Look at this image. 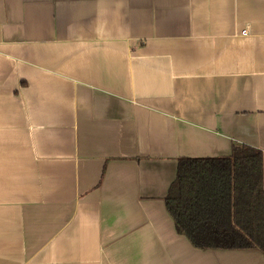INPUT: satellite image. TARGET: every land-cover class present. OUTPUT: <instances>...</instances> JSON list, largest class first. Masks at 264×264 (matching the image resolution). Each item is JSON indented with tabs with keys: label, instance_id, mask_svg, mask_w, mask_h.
Wrapping results in <instances>:
<instances>
[{
	"label": "crops",
	"instance_id": "1",
	"mask_svg": "<svg viewBox=\"0 0 264 264\" xmlns=\"http://www.w3.org/2000/svg\"><path fill=\"white\" fill-rule=\"evenodd\" d=\"M234 145L264 185V0H0V264H264L167 211Z\"/></svg>",
	"mask_w": 264,
	"mask_h": 264
},
{
	"label": "trees",
	"instance_id": "2",
	"mask_svg": "<svg viewBox=\"0 0 264 264\" xmlns=\"http://www.w3.org/2000/svg\"><path fill=\"white\" fill-rule=\"evenodd\" d=\"M165 202L176 231L194 248L264 253L260 150L234 145L229 156L180 158Z\"/></svg>",
	"mask_w": 264,
	"mask_h": 264
}]
</instances>
